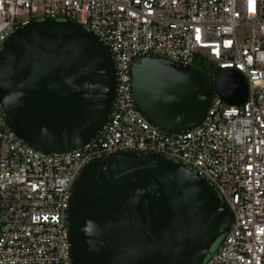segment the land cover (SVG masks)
Instances as JSON below:
<instances>
[{"label": "built area", "instance_id": "built-area-1", "mask_svg": "<svg viewBox=\"0 0 264 264\" xmlns=\"http://www.w3.org/2000/svg\"><path fill=\"white\" fill-rule=\"evenodd\" d=\"M45 17L78 21L108 45L116 99L95 138L59 153L20 137L0 103V264H73V185L91 159L125 149L184 162L232 210L203 264H264V0H0V49L17 27ZM147 52L239 69L247 100L233 105L214 94L200 125L162 130L137 109L132 90V62Z\"/></svg>", "mask_w": 264, "mask_h": 264}, {"label": "water", "instance_id": "water-1", "mask_svg": "<svg viewBox=\"0 0 264 264\" xmlns=\"http://www.w3.org/2000/svg\"><path fill=\"white\" fill-rule=\"evenodd\" d=\"M116 72L108 45L80 22L31 20L0 49L6 121L44 153L80 148L109 120ZM131 83L137 109L168 132L200 125L214 94L241 105L249 91L239 69L222 70L214 89L195 65L152 52L133 60ZM233 218L216 188L182 161L142 149L104 154L73 185V264H203Z\"/></svg>", "mask_w": 264, "mask_h": 264}, {"label": "trees", "instance_id": "trees-1", "mask_svg": "<svg viewBox=\"0 0 264 264\" xmlns=\"http://www.w3.org/2000/svg\"><path fill=\"white\" fill-rule=\"evenodd\" d=\"M194 64L196 67H198L199 69H201L202 71L206 73L209 80L213 84V88L215 89L216 78L219 75V73L225 68L219 66L217 63H215L212 60L207 59L204 56L197 57Z\"/></svg>", "mask_w": 264, "mask_h": 264}, {"label": "rangeland", "instance_id": "rangeland-1", "mask_svg": "<svg viewBox=\"0 0 264 264\" xmlns=\"http://www.w3.org/2000/svg\"><path fill=\"white\" fill-rule=\"evenodd\" d=\"M218 242H219V240L214 244V246H213V248H215L216 247V245L218 244Z\"/></svg>", "mask_w": 264, "mask_h": 264}]
</instances>
